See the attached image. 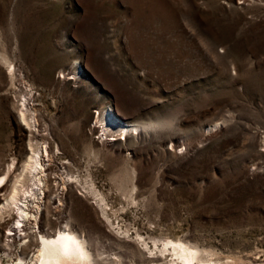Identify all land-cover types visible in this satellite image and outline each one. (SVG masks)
Instances as JSON below:
<instances>
[{
    "label": "rangeland",
    "instance_id": "obj_1",
    "mask_svg": "<svg viewBox=\"0 0 264 264\" xmlns=\"http://www.w3.org/2000/svg\"><path fill=\"white\" fill-rule=\"evenodd\" d=\"M109 108L139 129L103 133ZM39 142L42 230L69 222L116 264L168 239L264 251V0H0V206ZM7 213L0 264L38 247Z\"/></svg>",
    "mask_w": 264,
    "mask_h": 264
},
{
    "label": "bare ground",
    "instance_id": "obj_2",
    "mask_svg": "<svg viewBox=\"0 0 264 264\" xmlns=\"http://www.w3.org/2000/svg\"><path fill=\"white\" fill-rule=\"evenodd\" d=\"M26 105V103L22 105L24 108H22L19 116L27 129L30 131L32 129L35 130L37 125H35L33 116L27 114L29 110ZM97 122L100 123L103 133L112 132L110 133L111 136L118 134L123 137L127 134L135 133L138 128V125L119 122L108 111L103 112ZM46 144L43 145L42 142L36 145L30 144V151H28L22 170L12 182L4 203L0 206V216L7 212L15 215L14 226L10 229L11 233L9 235L14 236L18 233L24 236L23 238L30 237L28 229H33L32 233L34 234H39L37 236L38 247L32 257L29 259V257L22 256L17 259V262L11 261V264H116L115 261L117 260L114 261L112 258L103 257V253L93 252L88 247L89 241L81 233L74 230L69 222L66 223L65 227L58 226L56 230H52L54 222L48 220L47 226L49 230H42L38 222V213L40 212L42 203L40 201L44 195V188L47 184V179L45 180L47 177L45 160H48L49 153L47 150L48 144ZM10 171L11 166H9L7 174ZM7 174L0 177V189L6 186ZM81 193L80 195L83 196L84 192L81 191ZM31 198H36L39 201H35L36 204L34 203V205L30 202ZM100 200L103 202L102 197ZM100 206L104 216L108 218L103 205L100 204ZM259 252L262 253L260 254ZM259 252L246 255V257H229L231 261L227 264H245V262L249 264H264V258H261V256H264V251ZM161 253V256H153V254L148 256V264H164L163 257L166 259L167 255L173 257L168 264H220L221 262L213 258L214 254H210L208 258H203L202 251L197 246L183 240L168 239L164 241ZM258 254L260 255L258 256Z\"/></svg>",
    "mask_w": 264,
    "mask_h": 264
},
{
    "label": "water",
    "instance_id": "obj_3",
    "mask_svg": "<svg viewBox=\"0 0 264 264\" xmlns=\"http://www.w3.org/2000/svg\"><path fill=\"white\" fill-rule=\"evenodd\" d=\"M108 110V112H109V114L111 115V116H113V117H116L118 120H120V121H123L121 118H119V117H117L116 115H115V113L109 108V109H107Z\"/></svg>",
    "mask_w": 264,
    "mask_h": 264
},
{
    "label": "built area",
    "instance_id": "obj_4",
    "mask_svg": "<svg viewBox=\"0 0 264 264\" xmlns=\"http://www.w3.org/2000/svg\"><path fill=\"white\" fill-rule=\"evenodd\" d=\"M45 161H47V160H45Z\"/></svg>",
    "mask_w": 264,
    "mask_h": 264
}]
</instances>
